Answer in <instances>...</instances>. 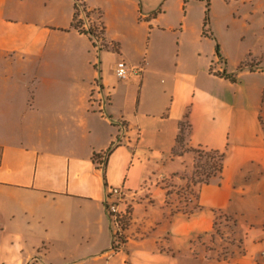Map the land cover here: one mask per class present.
Listing matches in <instances>:
<instances>
[{"label": "crops", "instance_id": "obj_1", "mask_svg": "<svg viewBox=\"0 0 264 264\" xmlns=\"http://www.w3.org/2000/svg\"><path fill=\"white\" fill-rule=\"evenodd\" d=\"M48 1L45 13L35 14L0 0V20L9 11L22 20L60 19ZM75 1L56 30L41 28L26 40L35 26L19 23L9 28L12 39L0 38L1 49L23 51L38 70L51 69L35 76L56 85L36 97L34 122L23 125L28 134L18 142L0 139V264H230L206 256L201 240L218 213L239 212V193L256 190L251 179L258 188L264 180V99L256 97L260 106L235 104V75L216 67L222 45L205 26L213 0ZM64 37L67 44L52 45ZM69 52L74 59L64 58ZM120 61L143 69L122 80ZM119 82L128 90L125 109L116 106ZM186 116L191 148L226 153L220 180L194 190V155L173 154ZM112 146L105 182L94 156ZM116 188L129 213L118 250L106 206ZM250 241L261 244L247 247L241 264H264V234Z\"/></svg>", "mask_w": 264, "mask_h": 264}, {"label": "rangeland", "instance_id": "obj_2", "mask_svg": "<svg viewBox=\"0 0 264 264\" xmlns=\"http://www.w3.org/2000/svg\"><path fill=\"white\" fill-rule=\"evenodd\" d=\"M13 1L17 9L19 7L27 8V10L33 9L36 11L35 14L39 11L42 12V10L45 13L47 10L44 0ZM74 1L49 0L48 5L50 7L57 6L60 10V19H55L54 21L45 18L17 19L14 13L9 11L0 20L7 26L6 29H0V38L12 39L10 27L18 26L19 23H23V25L27 23V27L28 24L35 26L28 33L26 40H30L41 28H45L48 32L56 30L57 27L66 25L68 21V4ZM87 1L97 4L96 0ZM230 2L228 5L224 0H213V3L209 6L210 22L207 25V30L214 32L217 42L222 45L220 47L218 44L220 56L223 59L220 60L216 54L218 58L216 67H228L229 73H234L236 81L233 85L234 98L238 108H241V106L249 107V105L251 107L260 106L259 103L256 104L255 99L258 94L261 96V102L264 99V73L263 71L258 73L261 69L264 70V0H231ZM75 3L77 4L76 1ZM81 14L85 15L84 12H81ZM90 17L92 20H99L100 14L98 12L90 13ZM124 21L127 25L131 24L129 18L124 19ZM91 35L94 36L93 34ZM92 39L97 41L95 36ZM16 41L19 42V45H16L17 48L21 49L23 43H21L19 38ZM68 42L67 37L59 41L54 38L52 45L57 43L65 45ZM64 58L70 60L75 57L69 52L67 57ZM45 60H50L49 56ZM37 66L38 62L33 55H27L23 51H14L13 49L3 50L0 46V126L2 124L7 128L3 131L0 130V139L5 134L4 140L18 142L25 134H28L24 130L23 125L26 122L28 123L27 126L30 127V124L34 122L36 97L49 95L53 86H56L52 80H47L43 84L40 83L39 78H36L37 75L35 76L36 69L39 71L38 74H51L50 71L52 70L46 71L44 67L38 70ZM122 84L123 82H119V96L121 99L116 103L118 109H125L128 96V90ZM61 86L62 89L65 87V92L71 90L69 87L71 85L69 84ZM210 87L213 90L215 89L214 86ZM190 109L189 106L186 114L188 116ZM26 111L31 112L27 114ZM260 128L264 134V126L260 125ZM255 140L261 142V135H257ZM233 142H236L235 138ZM242 174L245 175V173ZM217 180H220V178H217ZM250 181L256 190L253 194L239 193L240 195L236 198L235 209L236 211L240 209L238 210L240 213H218L212 231L202 237L203 253L207 254L206 256L210 253L213 256L211 260L217 259L219 262L241 264L248 254L247 247H258L261 244V242L252 243L250 240L255 235L264 234V225H258L260 220H264V180L259 188L257 187L256 179H251ZM191 187L194 190L192 185ZM187 189L190 190L189 187ZM178 194L179 200L184 201L181 198L182 192H178ZM192 195L193 193L191 192L187 197ZM128 215L129 213L126 212L122 232L120 233L125 239V230L129 224ZM212 237H215V241L212 240ZM116 243L119 247L123 244L120 242Z\"/></svg>", "mask_w": 264, "mask_h": 264}, {"label": "trees", "instance_id": "obj_3", "mask_svg": "<svg viewBox=\"0 0 264 264\" xmlns=\"http://www.w3.org/2000/svg\"><path fill=\"white\" fill-rule=\"evenodd\" d=\"M76 9L78 11L79 9L78 6ZM209 15L210 14L208 8L205 19L206 27L210 22ZM75 27L77 28L79 27V25H75ZM187 120H188V116H186L185 119L180 123V132L177 138L176 147L173 150V154L182 155L184 153H192L195 157V164L193 167V175L190 179L191 180L190 183L193 187L206 186L210 184L212 179L221 178L224 168L226 153L216 150H208L205 148H191L188 143L191 125ZM115 148L116 146H112L109 150L106 151L104 156L101 155L94 156V162L98 166V169L102 171L105 182H106L105 170L108 163V159L112 154V152L115 150ZM110 197L111 196H109L106 202V206L113 226V233L115 240L113 249L118 250L119 246L117 245L116 242L124 243L125 238H123L120 233L115 232L116 227L114 226V222H113L114 216L110 213V209H109ZM123 220L121 222L122 225H123Z\"/></svg>", "mask_w": 264, "mask_h": 264}, {"label": "built area", "instance_id": "obj_4", "mask_svg": "<svg viewBox=\"0 0 264 264\" xmlns=\"http://www.w3.org/2000/svg\"><path fill=\"white\" fill-rule=\"evenodd\" d=\"M142 67H131L125 61L118 62L116 66V74L122 80H127L132 73L141 71ZM112 197L115 198L113 202L109 204L110 213L114 216L113 222L114 226L116 227L115 232L121 233L122 232V220L126 215L120 208L121 203L123 202L125 195L122 190L116 188L112 189Z\"/></svg>", "mask_w": 264, "mask_h": 264}]
</instances>
